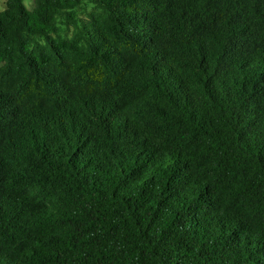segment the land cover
<instances>
[{"label":"clouds","instance_id":"1","mask_svg":"<svg viewBox=\"0 0 264 264\" xmlns=\"http://www.w3.org/2000/svg\"><path fill=\"white\" fill-rule=\"evenodd\" d=\"M19 3L27 23L0 16V264H255L264 0H158L143 39L106 0Z\"/></svg>","mask_w":264,"mask_h":264},{"label":"trees","instance_id":"2","mask_svg":"<svg viewBox=\"0 0 264 264\" xmlns=\"http://www.w3.org/2000/svg\"><path fill=\"white\" fill-rule=\"evenodd\" d=\"M109 7H111L114 13H117L115 19L117 22H123L125 24H130L135 21L137 24H142L145 28L148 29L147 32L141 36V39L144 36L150 35L152 26L155 24V19L152 15V8L158 2V0H106ZM159 2H167L169 4L174 3L175 0H159ZM18 5V12L19 18L24 22L27 23L26 18L28 17L29 13L25 10L23 4L19 3V0H16V3H13V0H7L5 4V9L0 12V16L7 18L9 16H15L14 9L17 8ZM133 8L136 10V14L133 17H129L125 15L124 9ZM8 30V25L5 22V19H0V34H6ZM120 58L113 54L111 56V60L109 61L111 64L115 65ZM258 77L253 78V82ZM261 84H264V80L260 81ZM51 85L56 86L55 91L57 94H62V88L57 85V81L53 80ZM264 94V93H262ZM11 98H3L2 94H0V108H7L10 106ZM140 174V169H136L132 172V174L128 177L131 180L133 177ZM126 183V182H125ZM113 196H116V192H113ZM202 204H207V198L201 202ZM196 209L194 208L193 211ZM139 223V221H138ZM264 256V245L258 244L257 247L250 253L249 259L255 261V264H261L260 257Z\"/></svg>","mask_w":264,"mask_h":264},{"label":"rangeland","instance_id":"3","mask_svg":"<svg viewBox=\"0 0 264 264\" xmlns=\"http://www.w3.org/2000/svg\"><path fill=\"white\" fill-rule=\"evenodd\" d=\"M7 0H0V9L4 10L5 9V4Z\"/></svg>","mask_w":264,"mask_h":264}]
</instances>
